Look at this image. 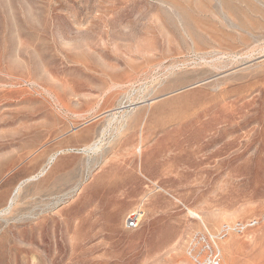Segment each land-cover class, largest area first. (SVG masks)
I'll return each instance as SVG.
<instances>
[{"label":"rangeland","instance_id":"1","mask_svg":"<svg viewBox=\"0 0 264 264\" xmlns=\"http://www.w3.org/2000/svg\"><path fill=\"white\" fill-rule=\"evenodd\" d=\"M1 187L0 264H264V0H0Z\"/></svg>","mask_w":264,"mask_h":264},{"label":"built area","instance_id":"2","mask_svg":"<svg viewBox=\"0 0 264 264\" xmlns=\"http://www.w3.org/2000/svg\"><path fill=\"white\" fill-rule=\"evenodd\" d=\"M138 224L134 215L128 216L126 227L136 228ZM255 225L254 221L237 223L233 226L223 225L219 232H212L208 228L191 235L186 242V255L194 264H222L221 241L231 232H242Z\"/></svg>","mask_w":264,"mask_h":264},{"label":"bare ground","instance_id":"3","mask_svg":"<svg viewBox=\"0 0 264 264\" xmlns=\"http://www.w3.org/2000/svg\"><path fill=\"white\" fill-rule=\"evenodd\" d=\"M123 118H125V117H123ZM121 122H122V119H121ZM128 124H129V121L128 120H125L123 123H120L119 122V127L121 128V130H122V128H126L127 126H128ZM144 131H142L141 132V135H140V142H141V144L143 143V142H145L146 140H147V134H145V133H143ZM145 134V135H144ZM139 142V143H140ZM126 143L127 144H129L128 142H127V140H126ZM95 146V145H94ZM86 148H88V149H86ZM83 151L86 153L88 150H92V151H94V150H97L95 147H90L89 148V146L88 147H86ZM138 152L141 154V158H142V151H141V147L138 149ZM125 153V152H124ZM127 153H129V152H127ZM144 156V155H143ZM56 157V156H55ZM18 159V158H17ZM55 158H54V155L53 156H51L50 158H49V160H48V162H47V164H46V167H44L37 175H34V176H32L31 175V177L30 178H28L27 180H25V182H30V181H35L37 178H39V177H41V176H43L45 173H46V168H48L47 166H48V164H50L53 160H54ZM143 159V158H142ZM142 162V161H141ZM15 164V163H14ZM133 164V163H132ZM20 176V175H19ZM15 177V176H14ZM17 177V176H16ZM15 177V178H16ZM13 180V179H12ZM15 180V179H14ZM118 181H120V180H118ZM122 181V180H121ZM121 181L119 182V183H121ZM9 183L11 182V180L10 181H8ZM109 182V181H108ZM23 183V182H22ZM22 183L21 184H18V186H16V188H15V191L16 190H18V187L19 186H21L22 185ZM110 183H111V181H110ZM113 183V182H112ZM107 185V184H106ZM105 185V186H106ZM108 191H110V190H107V192ZM17 192V191H16ZM7 193H8V188L7 187H1L0 188V200H3L4 198H5V196L7 195ZM17 194V193H16ZM15 194V195H16ZM14 195V196H15ZM14 201V199H9L8 200V202H12V201ZM13 203V202H12ZM195 216V215H194ZM233 247V244H231V248Z\"/></svg>","mask_w":264,"mask_h":264}]
</instances>
